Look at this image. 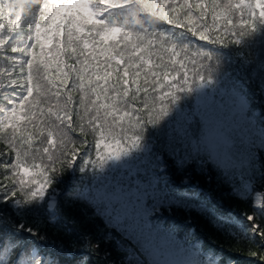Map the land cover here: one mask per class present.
Here are the masks:
<instances>
[{"label": "trees", "instance_id": "obj_1", "mask_svg": "<svg viewBox=\"0 0 264 264\" xmlns=\"http://www.w3.org/2000/svg\"><path fill=\"white\" fill-rule=\"evenodd\" d=\"M28 31L22 15L18 32L26 38ZM252 40L245 37L226 48L208 46L228 55L220 57L218 65L215 57L212 61L197 58L198 73L205 76V83L211 77L213 84L202 90L206 96L192 94L195 98H189L191 105L182 114H171L175 120L170 115L140 132L129 128L125 118L124 130L118 127L114 134L121 150H132L119 160L101 159L115 156L116 147L105 148L102 143L96 149L98 136L87 124L86 137L80 136L78 128L70 133L75 145L69 147L77 150L75 160L68 165L69 153L63 162L57 161V171L50 173L53 182L45 187L43 197L33 185L4 199L5 192L15 188L13 179L5 176L12 175L6 165L14 159V150L5 142L11 130L0 133L5 138L0 139V260L15 264L18 259L31 260L35 253L41 264L46 260L55 264H155L170 254L175 264H183L184 255L189 254L202 264H264V236L258 234L259 229L250 230V225L264 220V74L258 68L264 49L251 46ZM4 50L9 56L20 55L11 53L7 44ZM201 63L208 67H199ZM10 66L0 60V69ZM188 68L191 78L193 65ZM2 93L0 89V109ZM72 95L79 99V93ZM180 103L187 104L183 99ZM196 112L199 115L189 119ZM73 121L76 126L75 111ZM235 123L246 130L241 143L244 154L242 148L227 146L224 140V135L234 138L229 126ZM85 138L87 144L81 147ZM34 146H39V139ZM53 151L59 154V146ZM42 159L48 163L46 155ZM121 187L135 196V209L129 214L121 213L118 201L104 198ZM31 191H36L35 197ZM25 200L31 203L23 204L22 215L12 205ZM145 219L156 229L157 240L143 238Z\"/></svg>", "mask_w": 264, "mask_h": 264}, {"label": "snow or ice", "instance_id": "obj_2", "mask_svg": "<svg viewBox=\"0 0 264 264\" xmlns=\"http://www.w3.org/2000/svg\"><path fill=\"white\" fill-rule=\"evenodd\" d=\"M22 15L29 30L26 38L18 32ZM245 37L253 38L251 46L264 49V0H0V60L11 65L0 69V133L11 130L8 138L0 139L14 150V159L6 165L12 175L5 176L15 184L4 199L33 185L43 197L45 187L53 182L50 173L57 171V161L63 162L70 153L67 163L74 162L77 150L69 147L75 145L70 133L78 128L80 136L86 137L85 124L98 136L96 149L102 143L105 148L116 147L115 156L101 159L119 160L121 154L128 155L131 147L121 150L114 134L118 127L124 130L125 118L129 128L143 132L147 125L172 113L182 114L191 105L192 94L206 96L202 90L213 84L211 77L205 83V76L198 73L197 58L212 61L215 57L218 65L220 57L228 54L208 46L226 48L229 43L240 44ZM6 44L11 53L20 55H7ZM189 64L193 65L191 78ZM258 68L264 74V60ZM74 92L79 93L78 100L73 98ZM182 99L186 105H181ZM197 115L192 113L189 119ZM175 118L171 115V120ZM36 139L39 146H34ZM86 144V138L80 141L81 147ZM57 145L59 154L53 151ZM37 159L42 162L36 163ZM36 194L30 192L31 197ZM104 198L118 201L123 214L135 209L130 189L121 187ZM27 203L31 201H15L12 207L23 215ZM247 220L252 221L253 216ZM20 228H24L22 223ZM143 229L146 241L158 239L149 220H144ZM258 229L264 236V220L250 225L251 231ZM0 264L5 262L0 260ZM15 264L41 261L33 253L31 260L18 259Z\"/></svg>", "mask_w": 264, "mask_h": 264}, {"label": "rangeland", "instance_id": "obj_3", "mask_svg": "<svg viewBox=\"0 0 264 264\" xmlns=\"http://www.w3.org/2000/svg\"><path fill=\"white\" fill-rule=\"evenodd\" d=\"M233 110L243 112L245 109H233ZM229 127H230V129L234 135V138H229L227 135H224V140H225L227 146H230V147L234 146L235 149H237L239 151H240V148H242L243 149L242 154H244L245 147H243V146L241 147L242 139L246 135V130H245L244 126L241 125L239 127V125H236V123H235ZM241 161H244V159H241ZM179 260H181V256H179ZM161 261L164 262V264H175V259L170 254H167L164 257H162ZM182 261H184L183 264H191V262H193V261L201 262L200 260L191 257V255H189V254H185ZM178 264H182V263H178ZM201 264H202V262H201Z\"/></svg>", "mask_w": 264, "mask_h": 264}]
</instances>
